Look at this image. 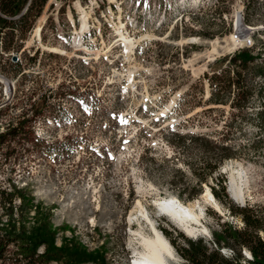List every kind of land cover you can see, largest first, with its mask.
Returning <instances> with one entry per match:
<instances>
[{"label":"rangeland","instance_id":"obj_1","mask_svg":"<svg viewBox=\"0 0 264 264\" xmlns=\"http://www.w3.org/2000/svg\"><path fill=\"white\" fill-rule=\"evenodd\" d=\"M240 17L254 30L235 47ZM25 34L20 50L0 48V131L27 121L2 145L0 191L16 184L33 198L27 227L45 212L58 245L76 239L102 249L107 264H134L154 226L168 241L162 229L179 244L182 232L213 246L225 222L242 227L208 197L221 176L236 204L264 212V74L246 78L253 92L243 110L209 103L204 76L222 67L235 77L229 59L243 47L264 66V0H48ZM199 134L234 151L201 188L193 171L205 145ZM239 168L244 201L231 191ZM171 198L195 207L193 231L156 205ZM0 218L2 228L1 194ZM173 248L168 264H185Z\"/></svg>","mask_w":264,"mask_h":264},{"label":"trees","instance_id":"obj_2","mask_svg":"<svg viewBox=\"0 0 264 264\" xmlns=\"http://www.w3.org/2000/svg\"><path fill=\"white\" fill-rule=\"evenodd\" d=\"M217 2L221 0H215ZM48 0H0V48L4 53L18 51L23 47L26 32L31 29L37 18L42 14ZM253 2V1H252ZM250 4V3H249ZM255 4V1H254ZM16 37H18L16 39ZM259 54L253 53L248 47L236 51L229 59L231 67H234L235 77L231 76L230 69L222 68L221 72H213L211 76L205 73L209 81L211 94L207 99L211 104L230 103L232 107L243 110L249 103L252 95V88L247 82L249 74H264V66L256 65L254 62L259 59ZM31 59H34L33 56ZM16 70L22 72V64H15ZM219 88H216V87ZM237 88L238 93L228 101L224 96ZM42 106L35 103L32 105L34 111L40 112ZM27 121L21 120L16 126L0 131V153L2 145L9 136L15 138ZM199 141H205L198 165L194 168L197 177L198 187L218 172L222 163L234 155L233 148L225 141L208 139L205 135L193 136ZM219 187L211 185L215 198L224 202L233 217L242 220V227H236L230 222H225L220 231L213 233V240L216 246L210 245L204 238L196 240L189 239L184 233L179 232L185 242L177 243L173 233L162 229L170 243L176 247L178 253L185 261V264H264V212L256 209L250 204L238 205L227 192L226 179H218ZM198 187L194 186V192L189 195L193 199L198 195ZM12 191H0L1 200L8 219L2 223L0 233V264H84L93 262L95 264H107L105 253L102 249H89L85 244L76 239L64 240L61 245L56 242L57 231L51 221L50 215L38 210L41 213L35 220L32 227L26 226V216L33 206V198L27 195L24 189L12 184ZM20 200L15 205L16 198ZM18 214V218H16ZM1 222V218H0ZM13 244L15 250L10 254L9 246ZM42 247V251H40ZM223 247H232L234 254L226 256L222 253ZM247 249L251 257L246 258L243 250Z\"/></svg>","mask_w":264,"mask_h":264},{"label":"bare ground","instance_id":"obj_3","mask_svg":"<svg viewBox=\"0 0 264 264\" xmlns=\"http://www.w3.org/2000/svg\"><path fill=\"white\" fill-rule=\"evenodd\" d=\"M253 30L252 27L245 26L240 17L237 28L238 38H235L234 35L232 36L234 46L240 45L243 41L242 39L249 36V33ZM37 31L39 32V28ZM235 174L237 175L235 176ZM235 174H232L231 191L237 199L244 201V171L242 168H239ZM208 197H213V194L209 193ZM156 205L165 210L187 230L193 231L196 228L194 227V223L200 220V215L195 210V207L187 206L178 199L160 200ZM154 231V238H143L144 250L137 254L134 264H168V257L174 256V248L171 243L155 226Z\"/></svg>","mask_w":264,"mask_h":264},{"label":"built area","instance_id":"obj_4","mask_svg":"<svg viewBox=\"0 0 264 264\" xmlns=\"http://www.w3.org/2000/svg\"><path fill=\"white\" fill-rule=\"evenodd\" d=\"M236 38H238V36ZM214 245L216 246L215 243H214ZM228 250H229L228 248H222L221 249L222 253H224V254H227ZM243 253H244L246 258H250L251 257V254H250V252L247 249H244Z\"/></svg>","mask_w":264,"mask_h":264},{"label":"water","instance_id":"obj_5","mask_svg":"<svg viewBox=\"0 0 264 264\" xmlns=\"http://www.w3.org/2000/svg\"><path fill=\"white\" fill-rule=\"evenodd\" d=\"M244 205V204H243Z\"/></svg>","mask_w":264,"mask_h":264}]
</instances>
